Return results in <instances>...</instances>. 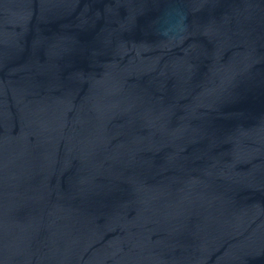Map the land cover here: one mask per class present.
I'll return each mask as SVG.
<instances>
[{
  "label": "water",
  "instance_id": "obj_1",
  "mask_svg": "<svg viewBox=\"0 0 264 264\" xmlns=\"http://www.w3.org/2000/svg\"><path fill=\"white\" fill-rule=\"evenodd\" d=\"M0 264H264V0H0Z\"/></svg>",
  "mask_w": 264,
  "mask_h": 264
}]
</instances>
